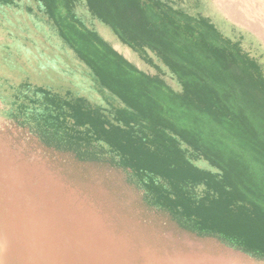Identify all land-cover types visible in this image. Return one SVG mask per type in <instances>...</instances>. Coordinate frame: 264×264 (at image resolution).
Returning a JSON list of instances; mask_svg holds the SVG:
<instances>
[{
  "label": "trees",
  "instance_id": "trees-1",
  "mask_svg": "<svg viewBox=\"0 0 264 264\" xmlns=\"http://www.w3.org/2000/svg\"><path fill=\"white\" fill-rule=\"evenodd\" d=\"M0 0L36 16L107 91L108 107L29 81L10 116L44 146L114 169L191 239L264 261V69L197 0ZM160 73L126 60L78 15L81 2ZM157 58H156V57ZM163 64V65H162ZM180 85L172 88L162 75ZM199 162H204L201 166Z\"/></svg>",
  "mask_w": 264,
  "mask_h": 264
},
{
  "label": "rangeland",
  "instance_id": "rangeland-1",
  "mask_svg": "<svg viewBox=\"0 0 264 264\" xmlns=\"http://www.w3.org/2000/svg\"><path fill=\"white\" fill-rule=\"evenodd\" d=\"M197 1L198 7L194 1L182 6L209 16L226 36L241 40L264 69V0ZM81 3L82 22L126 58L114 41L128 47ZM64 71H85L109 94L46 23L25 8L0 7V264H264L213 239L179 233L167 217L143 205L122 173L78 163L44 146L10 116L14 88L29 81L55 90ZM164 71V80L180 90ZM85 82L77 84L86 93L96 89ZM70 88L78 90L76 83ZM83 96L95 101L93 92Z\"/></svg>",
  "mask_w": 264,
  "mask_h": 264
},
{
  "label": "crops",
  "instance_id": "crops-1",
  "mask_svg": "<svg viewBox=\"0 0 264 264\" xmlns=\"http://www.w3.org/2000/svg\"><path fill=\"white\" fill-rule=\"evenodd\" d=\"M78 15H79V10H78ZM80 17V16H79ZM114 45H116V49H121V51H123V53L126 55V58L129 60V59H133L135 60L136 62H138L136 65V67L147 73V74H150L152 76H155V75H158V73L152 68L150 67L148 64H146L144 61H139L136 57V52H132L130 51L128 48H125L123 47L120 43H118L117 41L115 42L114 41ZM115 49V48H114ZM117 51V50H116ZM132 52V53H131ZM58 53V52H57ZM65 56H68L65 52ZM123 56V55H122ZM124 57V56H123ZM125 58V57H124ZM125 58V59H126ZM140 58V57H139ZM126 59V60H127ZM70 61V60H69ZM73 61V60H71ZM71 61L69 62V64H71ZM75 62V61H74ZM130 62V61H129ZM131 63V62H130ZM72 65V64H71ZM134 65V64H133ZM76 73V74H75ZM64 74H66V77L63 78L62 81H60V83L58 82V84L56 85V89L52 91L56 92V93H60V94H65L66 92H72L75 96H81V97H84L83 95L84 94H87V93H90V92H93L94 96H92L95 101L91 100V99H88L91 104L93 105H100V106H103V107H108L109 106V101L106 99V96L107 94H105L104 92L100 91L97 89V85L94 84V81L91 79L90 75H89V78L90 80L88 79V74H86L85 71H67V73L64 71ZM76 75L78 76V78L76 77ZM83 78H85V83L91 87V85L94 84V87H96V89H90V91H87V93L85 92L86 88H83V86H78V81L79 80H82ZM47 81V80H46ZM76 83V86L78 87V90L77 92H74L70 87L71 85H74ZM42 87H45L42 86ZM47 88V87H45ZM64 89V90H62ZM50 90V89H49ZM63 91V92H61ZM81 93L83 95H81Z\"/></svg>",
  "mask_w": 264,
  "mask_h": 264
}]
</instances>
